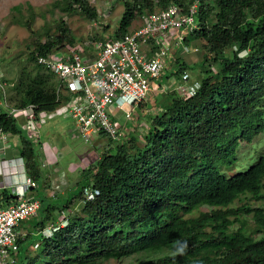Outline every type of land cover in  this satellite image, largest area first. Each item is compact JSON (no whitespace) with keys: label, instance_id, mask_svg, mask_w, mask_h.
I'll return each instance as SVG.
<instances>
[{"label":"trees","instance_id":"16d2710c","mask_svg":"<svg viewBox=\"0 0 264 264\" xmlns=\"http://www.w3.org/2000/svg\"><path fill=\"white\" fill-rule=\"evenodd\" d=\"M194 1L123 0L111 36L126 33L136 14L170 2L187 11ZM196 2L197 28L183 39L205 42L196 62L203 73L195 92H167L143 142L130 135L128 146L103 151L93 166L79 170L74 190L63 199L40 195L37 214L23 223L27 234L18 238L16 264H94L132 254L141 256L126 264H264V148L246 167H234L241 142H256L264 133V0ZM58 3L64 11L81 7L89 19L96 15L89 0ZM58 22L61 36L46 30L34 42L27 55L34 64L21 71L9 97L11 106L34 105L37 119L68 98L58 93L56 76L36 62L38 54L75 43L65 22ZM186 66L177 61L169 73L178 76ZM0 130L19 136L26 172L37 182L34 189L40 181L43 190L48 176L39 160L40 141L1 107ZM88 186L98 189L95 198L82 202L50 236L40 233L55 221L56 208L80 202ZM2 195L6 198V189ZM251 197L259 203L245 201ZM201 207L206 210L193 214ZM36 242L37 251L31 252Z\"/></svg>","mask_w":264,"mask_h":264},{"label":"built area","instance_id":"2783aa9c","mask_svg":"<svg viewBox=\"0 0 264 264\" xmlns=\"http://www.w3.org/2000/svg\"><path fill=\"white\" fill-rule=\"evenodd\" d=\"M197 7L196 0L187 11L170 2L163 8L141 14L138 25L121 36L105 34L85 46L66 44L51 53L37 55L36 52V62L58 79L57 91L72 92L65 103L57 107L58 113L74 120L77 135L83 141L101 137L119 145L126 140L128 132L111 111L121 109L124 104L131 109L137 108L148 98L155 86L153 80L167 67L169 54L173 51L168 39L175 36L176 30H183L177 36V46L187 50L183 39L186 33L197 28ZM187 75L184 72L182 79L185 80ZM1 76L0 70V79ZM1 88L0 82V106L9 114L22 116L23 127L36 138L37 134L31 129L32 121L39 120L33 111L34 105L8 106ZM177 89L183 95L192 93V88L184 84H179ZM124 117L132 119V112L124 111ZM6 138L7 133L0 130V139ZM22 183L21 186L15 184V190L13 184L0 181V264H16L18 238L27 234V230L22 229V222L33 216L39 206L38 199L24 194L26 187H34L36 183L28 176ZM8 187L16 197L8 199L10 193H7L4 198L2 191ZM92 195L88 193V196Z\"/></svg>","mask_w":264,"mask_h":264},{"label":"rangeland","instance_id":"374dc122","mask_svg":"<svg viewBox=\"0 0 264 264\" xmlns=\"http://www.w3.org/2000/svg\"><path fill=\"white\" fill-rule=\"evenodd\" d=\"M58 1L59 0H0V66L6 83L5 94L6 99H8L7 101H9V103L7 102L8 105L11 104L9 97L13 93L12 86L18 81L21 71L23 69L26 71L31 70L34 64L27 58L29 50L38 38L42 39L45 37L46 30L61 36L60 30H58L57 27L59 24L58 21L62 19L75 37L74 44L79 43L85 46L91 42V37L94 34L96 36H100L101 34L113 35L112 32L118 27V22L124 9L123 0H89V5L96 9L94 18L89 19L81 7L76 6L73 11H64L61 8V3H58ZM17 5H19V9L14 7ZM140 18L141 14H136L131 20L129 28L137 26ZM181 32H183V30H176L175 36H169L168 42L173 51L169 54L170 57L168 58L167 67L163 74L160 78H155L153 80L155 86H153L152 91H150L148 98L137 108L131 109L125 104L121 109L118 108L111 111L114 116H117V121L122 124L124 130L131 134H135L134 137L138 139L139 144L143 142V135L150 127L149 122L152 120V117L159 114L161 111L158 103L162 98H164L166 93L172 88H177L178 84H187L181 79L184 71L189 74L188 78L190 80L197 81L198 77L203 73L202 68L196 66V62L200 61L205 53V49L203 48V44L205 43L204 40L202 38H192L187 43V50H183L181 46H177V36L180 35ZM188 34L189 33H186V36H188ZM177 61L185 62L187 65L178 76L169 73L175 70ZM47 71L48 70H46L45 73ZM166 73L169 75L167 78H164V74ZM59 110L60 109L56 107L55 110L51 112L45 111L40 114L39 120L35 122L32 121V131L39 135L41 131L43 137L44 135L50 137V139H47L49 143H51L52 139L54 143L56 142V136L53 137V131L59 126L61 127V123L66 121V124L62 125V129L69 124L74 130L73 120L66 115L59 114ZM124 111L132 112V119L130 121H127L124 117ZM43 116H47V119L44 121L42 119ZM123 124L129 125V127H123ZM59 135L65 147L63 148V146L57 145L55 154L49 159L47 158L44 165L42 164L48 176L44 188L47 189L46 192L54 190L55 193H53V197L49 198L44 196V191L41 189L42 183L40 181H38L40 187L29 190L27 193L28 195L37 197L42 195L46 200H54L53 198H55V196L60 197V200L63 199L68 190L71 188L74 190L75 183L78 180L79 170L86 166H93L103 151L115 145V142L105 138L102 139L101 137H98L95 141L90 140V142H87L76 135L73 136V139L66 136L63 132H59ZM262 137L264 138V133L256 139V142L253 141L245 146H243L245 142H241L243 151L240 152L241 154L238 155V159L234 163L236 169H239V167L243 165L246 167L256 158L258 151L264 148V139H262ZM3 142L4 140L0 139V146L3 145ZM68 143L73 145L76 144V146L71 145L74 150L69 153H64ZM125 146L127 145L125 144ZM14 154L15 151L8 148L6 153L4 149H2L0 155L15 158ZM42 154L43 152L39 156L40 158ZM41 162L42 160H40V163ZM48 162L51 164L50 166ZM232 170H234V168ZM245 201L252 204L259 203V201L254 200L252 197L249 198V200L245 198ZM79 204V202L73 203L70 206V212H77L81 206ZM199 210L206 209L205 207L198 208L193 214L198 213ZM247 219L250 221V226H252L251 218ZM30 222L32 221H29V225ZM26 228L27 226L24 224L22 229ZM25 246L26 245H24V247ZM36 251L37 248L32 249V252ZM140 256V254H132L130 256H124L121 259L109 258L101 260L94 264H126Z\"/></svg>","mask_w":264,"mask_h":264},{"label":"clouds","instance_id":"9594fccd","mask_svg":"<svg viewBox=\"0 0 264 264\" xmlns=\"http://www.w3.org/2000/svg\"><path fill=\"white\" fill-rule=\"evenodd\" d=\"M187 45V44H186ZM188 46V45H187ZM184 50V49H183ZM44 68V67H43ZM0 70H1V72H2V69H1V66H0ZM47 70V69H46ZM184 72H186V71H184ZM163 74V73H162ZM161 74V75H162ZM3 77H4V74H3V72H2V76H1V79H0V82H1V84H2V92H3V94H4V98H5V101H6V104L8 105V103H7V100H6V94H5V82L4 81H2V79H3ZM189 74L187 75V78L185 79V80H183L182 79V76H181V79H182V81L183 82H186L187 84H184V85H186V86H188L190 89L192 88V93L191 94H193L194 92H195V90L197 89V87L199 86V81H197V80H190L189 78ZM160 78V77H159ZM196 81V82H195ZM179 85V84H178ZM173 89V88H172ZM174 90H176V92L178 93V95H180V96H187V95H183V94H181V93H179V91H178V89L177 88H174ZM57 92V91H56ZM1 93V92H0ZM58 93H63V94H65V95H67L68 96V98H69V95H70V93H72L71 91L69 92V91H67V90H61V91H59ZM58 93H57V95H58ZM191 94H189V95H191ZM59 96V95H58ZM67 98V99H68ZM65 103V102H64ZM63 102H61L58 106H56V107H59V106H61V105H63L64 104ZM125 105V104H124ZM8 106H10V107H15V106H11V105H8ZM1 107V106H0ZM27 107V106H26ZM55 107V108H56ZM2 108V107H1ZM24 108V107H23ZM54 108V109H55ZM3 109V108H2ZM53 109V110H54ZM115 109H117V108H115ZM114 109V110H115ZM52 110V111H53ZM51 112V111H50ZM20 117H22V116H19V117H17V120H18V122L22 125V123H23V118H21L20 119ZM69 117V116H68ZM71 118V117H70ZM45 119H46V117H45ZM72 119V118H71ZM73 120V119H72ZM131 120V119H130ZM130 120H128L127 119V121H130ZM130 123V122H129ZM73 125H74V130H73V135L75 136H78L77 135V132H76V128H75V124H74V120H73ZM23 126V125H22ZM123 127H129V125H126V124H123ZM128 132V131H127ZM5 133H7V138H6V140H4V142H3V144H5V147H8V148H11V145L12 144H10L8 141H7V139H10V137L11 136H13L14 134H11V133H8V132H5ZM37 134V137L36 138H33L34 140H38V141H40V143H41V145L39 146L40 147V153H39V156L41 155V153L43 152V154H42V157L40 158L39 157V160H42V162H41V166H42V164L44 165V163H45V161H46V158H48V157H51V155H53V153H51V148H50V146H45L44 148H43V145H45L46 143V141L44 142V140H41L40 139V135L38 134V133H36ZM15 135H17V134H15ZM29 135V134H28ZM130 135H134L135 136V134H131V133H127V136H126V140H124V142L123 143H120L119 145H123V146H125V144L128 146L129 144H128V141H129V136ZM19 137V136H18ZM47 145V144H46ZM115 146H118L117 144H115L113 147H115ZM16 152H15V154H14V156H15V158H12V159H14V160H16L17 161V163L19 164V167H20V169H21V172H22V179H21V181H19V182H14V183H11L10 182V184H13V186L14 187H12V188H16L15 187V184H18L19 186H21L20 184H23L22 183V181L24 180V178L26 177V176H28V177H30L28 174H27V172H26V168H25V165H24V162H23V159H22V157L19 155V150H18V147H16ZM44 151H45V154H44ZM7 158H8V156H6ZM8 159H10V158H8ZM87 167V166H86ZM86 167H83V168H86ZM31 178V177H30ZM32 179V178H31ZM35 183H36V186H34V187H32V186H28V187H26L25 188V190H24V194H25V196H27V197H31V198H34V199H38V201H39V206H40V200H39V198L37 197V196H33V195H28L27 193L29 192V190H31V189H34V188H36L38 185H37V182L34 180V179H32ZM78 181V180H77ZM75 185H76V183H75ZM11 187H8V188H5L6 190H7V193H10V196L11 197H16V194L15 193H11L10 191H11ZM4 189V190H5ZM16 190V189H15ZM85 190H87V191H85ZM43 191H44V196L45 197H49V198H51V197H53V193H55L54 192V190H52V191H49V192H46L47 191V189H45V188H43ZM89 192H91L93 195L90 197V196H88V193ZM98 194V189H96V188H92V187H84L83 188V199L79 202L80 204L79 205H81L82 204V202H84L85 200H91V199H93V198H95V196ZM58 196H55V198H57ZM78 203V202H77ZM39 206H38V208H39ZM37 212H38V209H37V211H36V213L35 214H33V216L34 215H36L37 214ZM54 214H55V216H56V219H55V221H48L39 231H40V233H42L44 236H50L53 232H55L59 227H63V226H65L67 223H68V221H69V216H70V214H71V212H70V207L69 208H64V209H55L54 210ZM33 216H31V217H33ZM30 217V218H31ZM30 218H28V219H30ZM27 219V220H28ZM26 221V220H25ZM24 221V222H25ZM24 222H22V225H23V223ZM52 227H56L55 229H53ZM26 230V229H25ZM38 243L36 242V243H34L32 246H30V249H31V252H32V249L34 248V249H36L37 247H38ZM186 246V245H185ZM181 251H182V249H181Z\"/></svg>","mask_w":264,"mask_h":264},{"label":"crops","instance_id":"0c3cea01","mask_svg":"<svg viewBox=\"0 0 264 264\" xmlns=\"http://www.w3.org/2000/svg\"><path fill=\"white\" fill-rule=\"evenodd\" d=\"M21 118L22 117H20V119ZM46 119H47V117H46ZM65 122L61 123V127H62V125H65L66 124ZM61 127L59 126L58 128H56L53 131V137L56 136L55 137V139H56V142L55 143H54L53 139H52L53 142L51 141V143H49L47 139H50V137L45 136L44 134H43L44 135V137H43L41 135V131H40V139L41 140H44V142L46 141L45 143L47 144V145L46 144L43 145V148L45 146H50V148H51L50 151L53 154H55V150H56V146L57 145L63 146V144H64L63 140L61 139V137L59 135V132H63L66 136L71 137L72 139H73V136H74L73 133H72L73 132L72 126H70L68 124L67 126L63 127L64 129H62ZM57 134H58V136H57ZM58 139L60 140V142H59ZM7 141L10 144H12L10 150L16 152V150H17L16 147H18V145L20 144V139H19L18 135L11 136L10 139H7ZM71 145H73V144H70V143L67 144V147H66L64 153H69L70 151L74 150L71 147ZM2 146H3V148H2ZM73 146H76V144L73 145ZM64 147L65 146H63V148ZM2 149H4V152L5 153L8 151V147H5V144H3V145L0 146V154H1V150ZM8 158H10V159H8ZM8 158L5 155L4 156L0 155V181L1 182H5V183H10V182L11 183H14V182L21 181L23 174L21 172V169L19 167V164L17 163L16 160L12 159V157H9L8 156ZM49 158L50 157H48V159ZM48 165L50 166L51 164L49 163Z\"/></svg>","mask_w":264,"mask_h":264}]
</instances>
